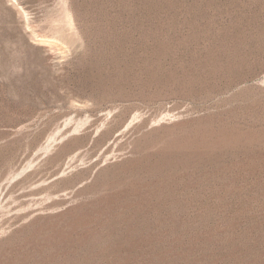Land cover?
Here are the masks:
<instances>
[{"label":"rangeland","instance_id":"1","mask_svg":"<svg viewBox=\"0 0 264 264\" xmlns=\"http://www.w3.org/2000/svg\"><path fill=\"white\" fill-rule=\"evenodd\" d=\"M0 264H264V0H0Z\"/></svg>","mask_w":264,"mask_h":264}]
</instances>
